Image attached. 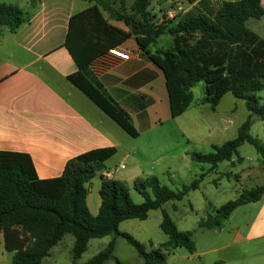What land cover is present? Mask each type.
Masks as SVG:
<instances>
[{
    "label": "trees",
    "instance_id": "trees-1",
    "mask_svg": "<svg viewBox=\"0 0 264 264\" xmlns=\"http://www.w3.org/2000/svg\"><path fill=\"white\" fill-rule=\"evenodd\" d=\"M41 0H31L36 4ZM95 7L74 15L70 20L65 47L69 50L79 72L69 81L79 88L101 110L119 124L131 137H139L129 114L107 93L89 69L90 63L105 49L115 48L126 38L111 28L102 15L123 22L136 37L140 50L164 73L170 97L171 115L178 118L193 103L192 89L203 82V103L215 112L226 94L244 100L250 112L238 130L237 137L222 145H214L209 153L192 152V160L210 165L190 186L179 192L163 185L155 176L135 180L134 189L144 201H133L130 189L122 181L102 177L100 196L102 205L97 216L89 210L87 185L104 170V160L113 150H104L75 158L68 162L64 176V191L54 196L40 191L22 166L0 168V234L6 252L12 254V264H44L51 250L73 235L75 242L71 262L76 264L88 250L93 239L112 236L107 247L85 264H107L115 261L117 238L133 247L143 264H167L169 255L185 248L195 254L197 247L192 232L179 230L165 205L182 201L199 188L208 172L219 164L238 157V150L248 143L264 162V145L250 135L253 115L264 120V105L256 97L264 84V39L250 30L247 22L264 18L262 0H184L191 8L170 22L156 23L149 10L153 0H83ZM174 0H159L171 2ZM31 19L29 12L18 6L0 3V38L2 29L16 32ZM163 35H170L172 46L152 54L148 48ZM238 158V161H242ZM264 186L242 193L238 199L220 208L208 204L206 218L199 227L223 229L224 223L240 206L259 201ZM177 211L178 207L173 204ZM162 212L161 231L168 242L155 249L120 231L129 220L146 221L153 211Z\"/></svg>",
    "mask_w": 264,
    "mask_h": 264
},
{
    "label": "crops",
    "instance_id": "crops-1",
    "mask_svg": "<svg viewBox=\"0 0 264 264\" xmlns=\"http://www.w3.org/2000/svg\"><path fill=\"white\" fill-rule=\"evenodd\" d=\"M134 1L127 0L128 5ZM0 3L18 6L31 15L30 21L16 32L4 27L0 38V168L20 165L40 191L60 196L69 161L113 150L103 162L104 170L95 177L99 180L94 178L87 185V203L93 216L99 214L102 205V177L122 181L131 188L140 178L155 176L163 184V180H175L191 167H201L202 172L209 170L195 163L190 154L199 152V147L203 148L201 153L211 152L215 144L210 137L214 132L210 129L201 131L198 119L190 125L189 131L183 128L194 107L198 88L192 89L194 100L188 111L173 118L164 73L140 50L136 37L123 22L111 19L102 11L108 25L125 36L126 40L116 47L128 51L130 60L110 56V49H105L90 63L89 69L129 114L139 133L137 138L131 137L69 81L70 76L79 72L65 47L70 20L95 7L94 2L41 0L36 6L31 0ZM156 5L160 14L155 15V21L160 24V15L167 11L169 2H157ZM171 42L170 36L163 35L148 50L155 54L167 46L170 48ZM205 230L227 233L231 240L203 252L197 248L191 257L198 259V264H224L230 249L239 250L249 243L262 246L264 196L257 202L238 207L221 231ZM163 243L152 244L151 249ZM214 253L223 257L209 262L202 260ZM82 259L76 264L89 261ZM0 264H12V254L6 252L2 234ZM68 264H72L71 259Z\"/></svg>",
    "mask_w": 264,
    "mask_h": 264
},
{
    "label": "rangeland",
    "instance_id": "rangeland-1",
    "mask_svg": "<svg viewBox=\"0 0 264 264\" xmlns=\"http://www.w3.org/2000/svg\"><path fill=\"white\" fill-rule=\"evenodd\" d=\"M7 1L9 0H0V2ZM16 1L19 2L21 0ZM157 2L159 0H153L150 9L154 15L160 14L159 7L156 5ZM190 8L191 6L184 0L171 1L169 2L167 11L160 15L162 22H170ZM247 26L264 39V18L261 20H250L247 22ZM170 38L172 37L170 36ZM172 43L173 39L170 45ZM262 82L264 84V77L262 78ZM196 87L198 89L195 91L194 107L183 123L185 131H189L190 125L196 123L198 119L201 131L210 129L214 132L210 139L215 145H222L227 141L235 139L239 128L250 115L245 101L235 98L230 93L226 94L217 110L213 112L210 111L207 104L201 103V99L205 97L204 83H198ZM256 97L264 105V88L256 93ZM249 133L264 145V120L258 115H253ZM198 149L199 152L203 151L201 147ZM238 154V157H234L233 161L219 164V167L215 171L210 172L205 177L199 188L187 194L182 201L170 202L165 205L166 211L171 215L179 230L182 232H192L193 241L199 252H203L210 247L228 244L231 240L227 233H208L207 230L199 227L200 221L207 216L208 204L214 208H220L226 203L238 199L242 193L264 186V162L255 148L246 143L239 148ZM238 158H242L243 160L238 161ZM203 166H205L206 170L210 167V165ZM201 173V167H191L189 170H185L184 174L175 180H163V184L169 186L173 191L179 192L183 187L190 186L194 180L198 179ZM94 180H99V178H95ZM129 189L133 201L137 204L143 203V197L134 187L131 186ZM173 204L178 207L177 211L173 210ZM161 221V211L157 210L151 212L146 221L129 220L122 223L120 231L132 235L150 250L152 244L157 245L161 242L165 244L169 240L161 231ZM111 240L112 236L91 240L88 250L82 256V260L88 261L92 259L103 251ZM74 242L73 235H66L63 241L53 248L51 255L45 259L44 264H68L71 259ZM177 250L175 255H172L175 251L169 255V264H198V259L191 257L192 254L185 248H179ZM228 252L230 254L225 256L224 264H264V244L260 246L257 243H249L246 247L239 250L230 249ZM219 256L223 257V255L214 253L210 256L202 257V260L209 262ZM115 258L119 259L122 264H142L143 262L133 247L121 237L117 238Z\"/></svg>",
    "mask_w": 264,
    "mask_h": 264
},
{
    "label": "built area",
    "instance_id": "built-area-1",
    "mask_svg": "<svg viewBox=\"0 0 264 264\" xmlns=\"http://www.w3.org/2000/svg\"><path fill=\"white\" fill-rule=\"evenodd\" d=\"M108 54L110 56H113V57L120 59V60H123V61H128V60H130V57H131V55L128 51L123 50L119 47H115V48L110 49L108 51Z\"/></svg>",
    "mask_w": 264,
    "mask_h": 264
}]
</instances>
